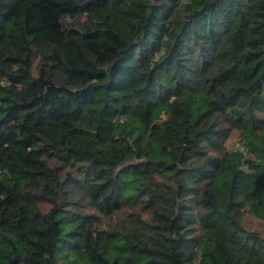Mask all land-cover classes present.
I'll return each instance as SVG.
<instances>
[{"label":"trees","instance_id":"trees-1","mask_svg":"<svg viewBox=\"0 0 264 264\" xmlns=\"http://www.w3.org/2000/svg\"><path fill=\"white\" fill-rule=\"evenodd\" d=\"M248 216L264 0H0V264H264Z\"/></svg>","mask_w":264,"mask_h":264},{"label":"rangeland","instance_id":"rangeland-1","mask_svg":"<svg viewBox=\"0 0 264 264\" xmlns=\"http://www.w3.org/2000/svg\"><path fill=\"white\" fill-rule=\"evenodd\" d=\"M228 145L232 147H237L240 145L237 132L232 134L231 138L229 139ZM245 226L250 229L259 230L261 234L264 236V221L254 218L253 216H248Z\"/></svg>","mask_w":264,"mask_h":264}]
</instances>
